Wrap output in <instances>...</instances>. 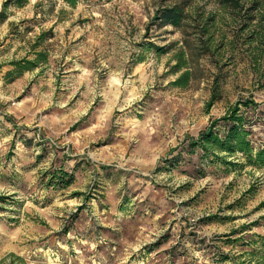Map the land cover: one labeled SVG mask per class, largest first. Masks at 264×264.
<instances>
[{
	"label": "rangeland",
	"instance_id": "rangeland-1",
	"mask_svg": "<svg viewBox=\"0 0 264 264\" xmlns=\"http://www.w3.org/2000/svg\"><path fill=\"white\" fill-rule=\"evenodd\" d=\"M176 4L192 23L208 22V33L162 26L156 11ZM249 7L220 0L7 6L0 264H264V168L212 164L185 149L187 137L237 101L264 106L262 7ZM42 33L37 50L46 60L7 76L11 61L34 58L28 50ZM181 49L187 56L176 69ZM185 69L187 86L174 85ZM213 89L218 97L208 107ZM254 130L259 145L264 126ZM60 169L71 177L64 188L52 178Z\"/></svg>",
	"mask_w": 264,
	"mask_h": 264
},
{
	"label": "trees",
	"instance_id": "trees-1",
	"mask_svg": "<svg viewBox=\"0 0 264 264\" xmlns=\"http://www.w3.org/2000/svg\"><path fill=\"white\" fill-rule=\"evenodd\" d=\"M25 1L27 0H6L0 12V19L3 20L6 17L5 9L8 5L14 4L21 7ZM63 1L73 6L77 3V0ZM220 1L237 11H242L244 9V3H249L250 11L262 7L260 26L262 29L261 44L264 47V0H250L251 2H241V0H237V2H233L232 0ZM39 5L40 4L37 3V6ZM155 16L162 26L170 24L176 28L184 29V31L185 29L188 31L189 28L194 29L201 27L200 31L202 34L208 33V22L202 23L200 20H196L198 23H192L184 12V8L178 4L158 9ZM252 20L253 17L249 21ZM44 36L45 34L43 33L38 35L36 41L31 44L28 50L29 55H33L34 58L25 56L19 60L11 61L15 70L9 72L7 76L10 77L15 73L20 75L25 71L33 70L38 66L39 62L46 60L45 52L37 50L38 44L41 43L40 41ZM200 45L202 46L203 55L210 57L211 50L206 41L200 43ZM177 55L180 62L176 65V69H179L184 66L183 58H185L187 54L181 49ZM190 77L191 71L185 69L173 83L176 86L185 87L189 83ZM9 80H13V78ZM217 95L218 91L213 89L211 99L207 104L208 107L214 104V101L218 97ZM261 125L264 126V106L249 98L244 101H237L227 109L223 116L214 119L208 128L200 131L198 137H187L185 140V149L188 150L189 154H195L200 151V156H203L202 158H210L209 162L212 164L218 162L233 168L242 167L246 164L253 168H264V139H262L259 145H256L254 142V129ZM237 155L245 159L243 163L228 160L229 157ZM58 171L59 172L52 176V178H54L60 187L64 188L71 181L70 174L64 172L62 169ZM253 251V255L255 256L257 252L256 250ZM260 252L263 253L262 259L264 261V239L262 240Z\"/></svg>",
	"mask_w": 264,
	"mask_h": 264
}]
</instances>
